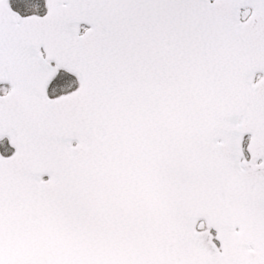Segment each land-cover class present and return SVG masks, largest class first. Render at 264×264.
<instances>
[{
  "label": "water",
  "instance_id": "obj_1",
  "mask_svg": "<svg viewBox=\"0 0 264 264\" xmlns=\"http://www.w3.org/2000/svg\"><path fill=\"white\" fill-rule=\"evenodd\" d=\"M123 1L47 0L46 16L23 18L0 0V81L12 85L0 98V136L16 147L12 158H0V264L162 257L147 243L163 244L177 229L186 233L199 218L175 204L180 199L167 194L173 189H155L189 177L194 160L172 148L179 137L193 136L186 133L222 139L209 172L234 177L246 194L264 192V78L251 83L255 71L264 74V0H137V19L120 13L128 9ZM244 6L252 13L241 25ZM81 24L89 29L79 36ZM40 48L77 76L76 93L46 97L54 68ZM168 48L182 52L169 70L161 66ZM245 134L252 162L241 174L238 141ZM74 138L80 144L71 149ZM43 174L48 182H40ZM147 184L154 186L149 208L146 192L136 189ZM213 195V225L223 243L213 264H264V211L253 215L240 201L231 208ZM102 249L118 257L105 260ZM192 254L171 253L170 264H209Z\"/></svg>",
  "mask_w": 264,
  "mask_h": 264
},
{
  "label": "rangeland",
  "instance_id": "obj_2",
  "mask_svg": "<svg viewBox=\"0 0 264 264\" xmlns=\"http://www.w3.org/2000/svg\"><path fill=\"white\" fill-rule=\"evenodd\" d=\"M9 5L11 7L16 8H29L31 12L35 13H41L44 8V2L38 1V0H9ZM29 2V3H28ZM23 5V6H22ZM249 14V10L245 9L241 13V19L245 20ZM259 78V76H256V80ZM62 81H57L56 84L51 88V91L55 96L59 94H67L71 91L75 90L77 88V85L72 81H67V79H64L62 77ZM5 86H0V92H6ZM204 226L200 224V228H203Z\"/></svg>",
  "mask_w": 264,
  "mask_h": 264
},
{
  "label": "trees",
  "instance_id": "obj_3",
  "mask_svg": "<svg viewBox=\"0 0 264 264\" xmlns=\"http://www.w3.org/2000/svg\"><path fill=\"white\" fill-rule=\"evenodd\" d=\"M20 11H25V12H29V8H20Z\"/></svg>",
  "mask_w": 264,
  "mask_h": 264
},
{
  "label": "flooded vegetation",
  "instance_id": "obj_4",
  "mask_svg": "<svg viewBox=\"0 0 264 264\" xmlns=\"http://www.w3.org/2000/svg\"><path fill=\"white\" fill-rule=\"evenodd\" d=\"M59 71H60V72H64L63 70H60V69L58 70V72H59ZM7 143H8V142H7ZM243 155H244L245 158H247V154H246V153H244Z\"/></svg>",
  "mask_w": 264,
  "mask_h": 264
}]
</instances>
